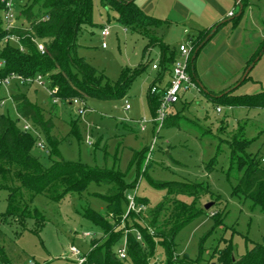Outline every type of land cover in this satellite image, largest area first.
<instances>
[{
  "label": "rangeland",
  "instance_id": "obj_1",
  "mask_svg": "<svg viewBox=\"0 0 264 264\" xmlns=\"http://www.w3.org/2000/svg\"><path fill=\"white\" fill-rule=\"evenodd\" d=\"M177 2L190 10L187 18L178 12ZM27 3L30 1H13L14 22L17 25L25 23L20 12ZM135 4L150 17L168 22L166 27L157 31V37L177 51L181 45L191 48L190 40L198 31L207 28L205 17L208 18L211 13L210 4L204 0H136ZM220 4L227 13L233 11L235 18L238 16L240 5H236L234 0H221ZM225 20L226 24L207 42L196 60V73L201 86L214 94L226 92L244 77L250 67L249 62L258 60L249 72L248 80L234 95H255L264 91V50L259 52L264 44V1L249 0L235 28L236 19ZM92 22L95 25L93 31L83 32L79 37V57L111 82H116L123 70H135L142 63L145 69L121 100L85 98L79 100L81 106L56 102L58 110L53 118V135L62 141L58 146L61 157L69 162L100 168L104 166L106 154L117 157L120 171L128 170V183L136 179L139 166L136 187L127 190L125 195L147 200L149 208H155L167 195L165 190L152 187L149 180L207 185L219 198L217 207L226 209L224 219L215 225L212 217L203 215L182 229L174 240L175 254L180 258L195 260L199 257L200 264H217L212 258L214 251L223 249L226 241L232 242L236 258L246 253L251 242L264 244V212L251 201L234 195L235 181L228 180L225 173L229 165L226 141L239 129L243 128L246 138L254 140L248 151L264 157V111L222 106L218 107V112L215 104L195 85L187 93H180V101L174 107L182 109L186 106L185 102L189 104L181 113L180 127L160 129V124L155 127L148 94L151 84L160 74V70L153 69L154 65L160 66V48L145 50L147 39L138 31L123 28L117 22V14L102 7L100 0H93ZM104 29L109 31L106 39L101 35ZM103 42L106 48L102 47ZM10 44L17 46L15 41ZM156 83L165 86L167 77ZM17 84L12 80L8 85L1 86L3 101L0 113L33 130L30 123L20 118L11 100L12 94L17 91ZM43 84L41 87L33 85L29 90L24 86L19 89L31 103L47 111L52 105L50 86L46 79H43ZM80 108L84 109L81 115L78 113ZM170 111L171 108H168L166 114ZM73 122L77 123L79 136L70 134ZM140 123H145L143 131H140ZM218 144L220 152L211 165L209 163L216 155ZM46 145L44 136L40 135L33 154L48 165ZM135 152L144 157L139 165L135 162L130 167ZM208 165L214 168L212 172L207 170ZM146 167L148 169L144 173ZM106 191L104 185L90 184L81 196L69 194L60 203L46 196H36L31 207L43 215L45 225L40 227L34 219L26 220L22 226L11 219L2 221L0 249H3L10 264H63L62 257L69 256L70 246L87 253L91 245L90 237L98 239L100 231L83 217L82 212L92 209L104 215L105 203L100 196ZM7 198L8 192L0 189V219L8 210ZM210 202L214 203L209 196H204L197 205L202 207ZM123 248L121 241L116 250ZM162 260V248L157 246L154 264Z\"/></svg>",
  "mask_w": 264,
  "mask_h": 264
},
{
  "label": "trees",
  "instance_id": "obj_2",
  "mask_svg": "<svg viewBox=\"0 0 264 264\" xmlns=\"http://www.w3.org/2000/svg\"><path fill=\"white\" fill-rule=\"evenodd\" d=\"M29 1L30 3H27L20 12L25 23L22 25L15 23L7 28L3 19L5 0H0V79L11 75L25 79L41 76L46 79L50 91L56 92L50 95L52 105L46 111L31 103L27 95L20 92L19 88L23 86L17 84V91L12 94L11 100L20 118L30 123L33 130H24L19 121H13L0 113V189L8 192V210L1 217L0 223L11 219L22 226L26 220L34 219L43 227L45 225L43 215L31 207L36 196H46L60 203L69 194L81 196L90 184L104 185L107 191L100 197L105 203V214L101 215L92 209L82 212L83 217L100 231L98 239L90 237V250L83 254L85 257L83 264H154L157 246L161 247L163 252V260L159 264H200L199 257L193 260L177 256L174 240L182 229L203 215L212 217L215 225L223 221L226 209L217 207L219 198L215 197L207 185L149 180L152 187L166 191V198L155 208H149L147 200L135 196L133 198L135 209L129 211L130 197L125 193L136 187L139 166L136 179L128 183L126 181L128 170L120 171L117 157L106 154L104 166L101 168L66 161L58 151L62 141L53 135L55 129L53 118L57 116L58 110L54 99L66 105L85 98L102 101L121 100L144 71V64L135 70H123L116 82L109 81L104 74L78 56L80 35L86 31L92 32L95 27L92 22L93 0ZM135 1L100 0V4L117 14V22L123 28L138 31L147 39L145 50L154 47L161 50L160 66L154 69L160 70V74L151 84L148 94L149 107L155 119L163 93L152 94V87L161 88L156 82L171 74L179 57V50L169 48L157 37V31L166 27L168 22L145 14L137 7ZM247 3L248 0H241L242 13ZM242 13L233 18L236 19L235 24L240 20ZM210 32L211 29L202 31L190 40L192 51L188 74L191 81L199 86L200 91L217 108L223 106L231 109L264 111V91L255 95H234L237 87L230 92L214 94L205 91V87L201 86L196 73V60L207 42L215 35L213 34L198 50ZM11 38L16 39L17 46L10 44L13 41ZM38 44L44 46V53L38 49ZM261 47L260 53L264 50V44ZM253 61L251 60L249 64ZM248 78L249 74L241 85ZM24 87L29 90L32 86ZM2 101L0 95V106ZM178 103L170 107L171 111L167 113L160 129L180 127L181 113L189 104L185 102V107L175 109ZM157 125L154 123L155 127ZM221 129L223 130V127ZM70 134L79 136L76 122H73ZM40 135L46 140L48 165L33 154ZM253 141L246 138L243 128L226 141L229 148V165L225 173L228 180L235 181L233 194L251 201L264 212V157L248 151ZM220 147L218 144L216 155L209 164L216 162ZM143 157V154L135 152L130 167L135 162L139 165ZM211 165L207 167L209 172L214 169ZM147 169L148 167L144 173ZM204 196H209L210 200L214 201L211 210L207 211L204 206L197 205L198 200ZM205 236L206 234L201 241ZM121 241L124 243V259L119 257V251L122 249L116 250ZM250 244L251 247L246 253L236 258L232 242L226 241L225 247L215 250L212 258L217 264H264V244L253 242ZM0 252V264H10L3 249H0Z\"/></svg>",
  "mask_w": 264,
  "mask_h": 264
},
{
  "label": "built area",
  "instance_id": "obj_3",
  "mask_svg": "<svg viewBox=\"0 0 264 264\" xmlns=\"http://www.w3.org/2000/svg\"><path fill=\"white\" fill-rule=\"evenodd\" d=\"M13 1L14 0H5V11H4V22L7 24V28L12 27L15 22H14V13H13ZM239 3L241 0H237ZM237 2V4H238ZM234 14L233 12L229 13V17H233ZM102 37L106 39V37L109 35V31L107 29H104L101 33ZM11 40L16 41V39L11 38ZM103 48H106V43L103 42L102 44ZM38 49L44 53L45 48L42 44H38ZM191 50L192 48H188L186 45H181L179 47V55H180V60H178L169 77V81L167 84L161 88L157 86L152 87V94H162L161 97V103L160 107L157 111V117L154 119V123L156 124H163L165 117H166V110L170 108L172 105L178 103L179 101V95L180 93H187L190 87H195V84L191 81L190 76L188 74V68H189V63L191 59ZM1 66V64H0ZM153 69H157V66L154 65ZM12 80H15L19 85L21 86H43V77L38 76L35 79H25L21 76L18 75H11L5 79H0V85H8ZM56 90H51L50 95L55 94ZM54 103L57 102L56 99L53 100ZM79 100H74L73 104L78 105L82 103H79ZM127 108H129L127 106ZM217 111L219 112L220 109L218 108ZM84 112L83 108H80L78 110V113L81 115ZM24 130H29L28 126L23 127ZM145 129V123H140V131H143ZM135 205L133 198H130V204H129V211L134 210ZM88 235V234H86ZM69 256H64L62 257V261L65 263L69 264H83L85 262V257L83 256V253L76 248L75 246H70L68 249ZM119 257L124 259L125 258V249H122L119 251ZM29 264H33L32 262H29ZM64 264V263H63Z\"/></svg>",
  "mask_w": 264,
  "mask_h": 264
},
{
  "label": "crops",
  "instance_id": "obj_4",
  "mask_svg": "<svg viewBox=\"0 0 264 264\" xmlns=\"http://www.w3.org/2000/svg\"><path fill=\"white\" fill-rule=\"evenodd\" d=\"M204 1H207L210 4V6H211L210 12L211 13H210L208 18L205 17V19L207 21V25H208L207 28H203L202 30L198 31V33L205 31V30H210V29L212 30L216 25H218L217 23L219 21H222L221 22L222 24L220 23L221 24L220 26L225 25L227 22L225 19L230 18L232 20L235 17V15L233 17H229V13H231L233 11H229L227 13L226 10L224 9V7L220 4L221 0H219V1H217V0H204ZM234 1H235V4L237 5V1L236 0H234ZM177 7L180 10V11L178 10V12L181 13V15H183L184 17L187 18L190 15V10L187 7L183 6L181 3L177 2ZM235 25H234V28L238 26V23H236ZM219 29L220 28L218 27L217 30L219 31ZM166 77H167V82H168L170 75L168 74V75H166Z\"/></svg>",
  "mask_w": 264,
  "mask_h": 264
},
{
  "label": "water",
  "instance_id": "obj_5",
  "mask_svg": "<svg viewBox=\"0 0 264 264\" xmlns=\"http://www.w3.org/2000/svg\"><path fill=\"white\" fill-rule=\"evenodd\" d=\"M237 1V0H236ZM238 2V1H237ZM238 5H240V3L238 2ZM242 13V7L240 6V12L238 14V16ZM224 23V22H223ZM222 24V23H221ZM220 23L218 25H216L210 32V34L207 36V38L205 39V41L201 44V46L198 48V50L211 38V36H213V34H215L216 30L218 29V27L221 25ZM194 59V57H193ZM258 60H254L249 66V68L246 69V72L244 74V77L231 89L227 90L226 92H230L234 89H236L237 87H239V85H241V83L245 80V78L247 77V75L249 74V72L252 70V68L254 67V65L257 63ZM213 206V203H207L204 205V209L205 210H209L211 207Z\"/></svg>",
  "mask_w": 264,
  "mask_h": 264
}]
</instances>
